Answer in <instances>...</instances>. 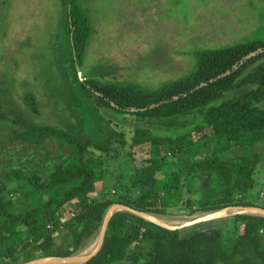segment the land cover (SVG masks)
<instances>
[{
    "label": "trees",
    "instance_id": "16d2710c",
    "mask_svg": "<svg viewBox=\"0 0 264 264\" xmlns=\"http://www.w3.org/2000/svg\"><path fill=\"white\" fill-rule=\"evenodd\" d=\"M61 14L63 63L82 126L76 136L28 124L23 114L10 121L21 126L12 137L36 149L37 161L32 168L1 169L2 264H18L22 255L27 263L81 254L98 238L112 205L154 218L182 205L189 216L236 207L264 210L251 196L263 162L258 150L264 146V40L197 52L193 72L149 89L77 77L74 67L84 63L88 19L77 0H61ZM55 27L59 36L57 22ZM25 96L28 111L35 114V99ZM101 110L107 118L100 117ZM47 140L71 153L38 155ZM118 149L125 152L131 174L126 189L113 198L105 194V181ZM99 193L101 200L92 197ZM64 214L67 220L60 223ZM230 220L225 229L182 236L180 230L118 211L100 251L85 264H264V218L234 215Z\"/></svg>",
    "mask_w": 264,
    "mask_h": 264
},
{
    "label": "rangeland",
    "instance_id": "374dc122",
    "mask_svg": "<svg viewBox=\"0 0 264 264\" xmlns=\"http://www.w3.org/2000/svg\"><path fill=\"white\" fill-rule=\"evenodd\" d=\"M77 1L90 27L84 63L74 67L81 79L112 80L157 89L193 72L197 52L264 40V0ZM56 22L59 36L54 35ZM64 24L61 0H0V172L9 166L32 168V162L37 161L33 156L36 149L33 151L31 146L12 137L15 131H21V126L10 124L17 115L23 114L31 125L79 135L82 121L76 111L78 102L63 63ZM26 93L36 101L35 114L24 103ZM103 117L107 118L106 113ZM116 122L133 125L130 121ZM42 145L38 155L49 152L56 157L71 153L53 140ZM117 151L119 156L110 163L111 175L105 181V194L113 198L126 189L131 174L125 152ZM258 151L263 162L257 167L251 196L256 204L264 205V146ZM92 197L101 200L103 193ZM192 202L197 207L198 196ZM188 212L183 205L167 208L168 216L156 219L178 226L206 215L189 216ZM232 217L233 212L229 211L218 219L184 228L181 235L215 226L225 229ZM96 241L82 253L94 247ZM53 242L58 243L57 236ZM25 257L20 256L18 264H25Z\"/></svg>",
    "mask_w": 264,
    "mask_h": 264
},
{
    "label": "water",
    "instance_id": "95a60500",
    "mask_svg": "<svg viewBox=\"0 0 264 264\" xmlns=\"http://www.w3.org/2000/svg\"><path fill=\"white\" fill-rule=\"evenodd\" d=\"M118 211L128 212V213L142 219L143 221L154 224V225L161 227L163 229H166L168 231H176V230L179 231V230H182V229L187 228V227H191V226L201 224V223H204L207 221L218 219V218L224 216V214H226L229 211L233 212V216L234 215H254V216L264 218V210H262V209L251 208V207H236V208H226V209L214 212V213L206 214L205 216H203L201 218L195 219V220L190 221V222L182 223L178 226H170V225H166L165 223L157 220L156 218H154L148 214L137 212L135 210H132V209L124 207V206L112 205L108 209V211L106 212V214L104 216L96 244L93 247L94 249L89 254L83 255L84 253H82L80 255L68 257V258H54V257L41 258V259L33 260L31 262H27L25 264H85V263H87L91 258H93L100 251L102 244H103V241H104V237H105V233L107 230L109 220L112 217V215Z\"/></svg>",
    "mask_w": 264,
    "mask_h": 264
},
{
    "label": "built area",
    "instance_id": "2783aa9c",
    "mask_svg": "<svg viewBox=\"0 0 264 264\" xmlns=\"http://www.w3.org/2000/svg\"><path fill=\"white\" fill-rule=\"evenodd\" d=\"M66 214H64L61 218H60V223H64L67 219Z\"/></svg>",
    "mask_w": 264,
    "mask_h": 264
},
{
    "label": "bare ground",
    "instance_id": "6f19581e",
    "mask_svg": "<svg viewBox=\"0 0 264 264\" xmlns=\"http://www.w3.org/2000/svg\"><path fill=\"white\" fill-rule=\"evenodd\" d=\"M173 225V224H172ZM94 245V244H93ZM93 249V246H91V247H89L85 252H84V254L83 255H87L88 253H90V251Z\"/></svg>",
    "mask_w": 264,
    "mask_h": 264
}]
</instances>
